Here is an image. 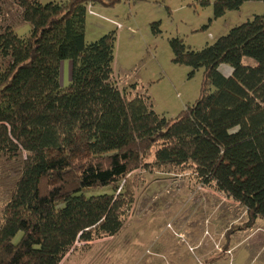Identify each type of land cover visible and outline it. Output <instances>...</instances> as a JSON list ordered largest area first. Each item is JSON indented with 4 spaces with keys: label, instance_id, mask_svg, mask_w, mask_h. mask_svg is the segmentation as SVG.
Wrapping results in <instances>:
<instances>
[{
    "label": "trees",
    "instance_id": "trees-1",
    "mask_svg": "<svg viewBox=\"0 0 264 264\" xmlns=\"http://www.w3.org/2000/svg\"><path fill=\"white\" fill-rule=\"evenodd\" d=\"M15 1L31 29L0 33L9 59L0 71V156L22 158L0 209V264H59L75 241L115 235L133 201L128 176L140 168L190 165L201 183L245 207L241 228L264 218V11L201 49L169 39L174 63L190 76L203 72L198 98L167 119L146 95L127 97L117 86L115 31L85 41L90 5L119 0ZM246 1L212 0V17ZM78 141L86 155L72 158ZM105 186L111 192L86 194Z\"/></svg>",
    "mask_w": 264,
    "mask_h": 264
},
{
    "label": "rangeland",
    "instance_id": "rangeland-1",
    "mask_svg": "<svg viewBox=\"0 0 264 264\" xmlns=\"http://www.w3.org/2000/svg\"><path fill=\"white\" fill-rule=\"evenodd\" d=\"M89 9L93 13H86V42L115 31L117 86L127 97L146 95L156 113L172 119L198 98L203 71L199 68L190 76V67L174 63L169 39L178 36L192 49H201L231 27L261 14L264 3L246 1L218 18L212 17V0H119L94 3ZM155 22H159V33L152 30ZM5 27L19 37L30 33L31 25L22 20L15 0H0V33ZM67 61L61 66L63 86L70 77L63 66ZM8 62L0 54V71ZM219 69L226 75L231 71L225 63ZM85 155L84 144L78 141L71 157ZM21 166L20 155L0 156V209L10 198ZM152 168L129 174L133 201L121 229L113 236L75 241L59 264H264V218L241 228L248 219L245 207L201 183L192 166ZM101 192L111 188L86 194Z\"/></svg>",
    "mask_w": 264,
    "mask_h": 264
},
{
    "label": "crops",
    "instance_id": "crops-1",
    "mask_svg": "<svg viewBox=\"0 0 264 264\" xmlns=\"http://www.w3.org/2000/svg\"><path fill=\"white\" fill-rule=\"evenodd\" d=\"M242 6V5H241ZM240 6V7H241ZM62 62H64V60L63 61H61V64H60V73H61V66H62ZM68 63L66 64H64L63 66L65 67V70L67 69L68 71H69V73H70V68H71V62H70V60L69 61H67ZM113 71H114V69H113ZM228 75V74H227ZM69 81H70V77H69ZM60 84H61V82H60ZM63 86V85H62Z\"/></svg>",
    "mask_w": 264,
    "mask_h": 264
},
{
    "label": "built area",
    "instance_id": "built-area-1",
    "mask_svg": "<svg viewBox=\"0 0 264 264\" xmlns=\"http://www.w3.org/2000/svg\"><path fill=\"white\" fill-rule=\"evenodd\" d=\"M88 12L91 13V14L93 13L89 8H88ZM108 21H110V20H108ZM111 22H113L116 25V27H119L120 26L119 23H117L115 21H111Z\"/></svg>",
    "mask_w": 264,
    "mask_h": 264
}]
</instances>
